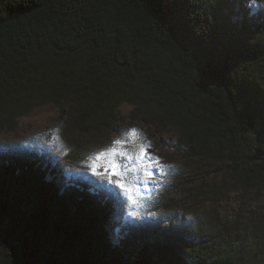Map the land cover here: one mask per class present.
Returning a JSON list of instances; mask_svg holds the SVG:
<instances>
[{"label": "trees", "instance_id": "trees-1", "mask_svg": "<svg viewBox=\"0 0 264 264\" xmlns=\"http://www.w3.org/2000/svg\"><path fill=\"white\" fill-rule=\"evenodd\" d=\"M229 3L0 0V131L53 104L75 134L108 137L127 102L130 120L175 131L185 160L224 165L211 194L263 196L264 160L246 158L264 143V13L233 21ZM87 186L59 193L30 155L1 149L0 264H264L259 211L196 245L142 223L116 246L111 204Z\"/></svg>", "mask_w": 264, "mask_h": 264}, {"label": "rangeland", "instance_id": "rangeland-1", "mask_svg": "<svg viewBox=\"0 0 264 264\" xmlns=\"http://www.w3.org/2000/svg\"><path fill=\"white\" fill-rule=\"evenodd\" d=\"M229 2L233 21L249 23L264 13V0ZM131 109L132 105L122 103L118 107L120 120L108 137L101 138L75 134L55 105H42L20 116L15 131H0V150L16 148L30 155L46 170V179L59 193L87 184L90 192L110 202L106 226L116 246L142 223L164 224L162 229L168 227L187 246L208 236L212 224L227 226L238 219L249 229L251 211L264 215V195L239 191L211 194L225 182L224 165L185 160L175 131L130 120ZM134 128L138 131H130ZM117 140L121 142L116 144ZM73 149L82 151L84 158H73ZM102 152L105 155L97 159ZM141 153L144 159H140ZM152 157H159V164L154 166ZM110 165L116 166V174ZM161 198L167 199L166 204L157 203ZM185 253L192 254L189 250Z\"/></svg>", "mask_w": 264, "mask_h": 264}, {"label": "snow or ice", "instance_id": "snow-or-ice-1", "mask_svg": "<svg viewBox=\"0 0 264 264\" xmlns=\"http://www.w3.org/2000/svg\"><path fill=\"white\" fill-rule=\"evenodd\" d=\"M252 2L253 3H255L256 2V0H252ZM130 131H132V132H136V131H138V129H131ZM121 141H119V140H117L115 143L116 144H119ZM148 147H151V144L149 143V145H148ZM110 151H115V149H110ZM105 155V153H98L97 154V159L98 158H100L101 156H104ZM145 158V154L144 153H141V156H140V159H144ZM154 166L155 165H157V164H159V157H152L151 158V161H150ZM110 167H112L113 168V174H116V172H115V165H110ZM161 167V169L163 168V166L161 165L160 166ZM147 175H149V176H151L152 174L150 173V172H148L147 173ZM121 187H124V185L123 184H121ZM129 199L131 200L132 198H131V196H129ZM133 203H136V201H132Z\"/></svg>", "mask_w": 264, "mask_h": 264}, {"label": "water", "instance_id": "water-1", "mask_svg": "<svg viewBox=\"0 0 264 264\" xmlns=\"http://www.w3.org/2000/svg\"><path fill=\"white\" fill-rule=\"evenodd\" d=\"M246 160L248 162H258L264 160V143L263 147H255Z\"/></svg>", "mask_w": 264, "mask_h": 264}]
</instances>
